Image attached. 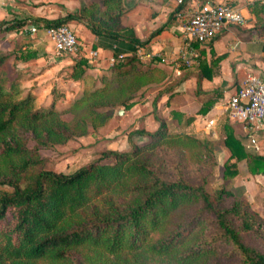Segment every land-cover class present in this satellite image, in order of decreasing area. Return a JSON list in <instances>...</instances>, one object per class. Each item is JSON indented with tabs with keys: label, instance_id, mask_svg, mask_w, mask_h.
<instances>
[{
	"label": "trees",
	"instance_id": "16d2710c",
	"mask_svg": "<svg viewBox=\"0 0 264 264\" xmlns=\"http://www.w3.org/2000/svg\"><path fill=\"white\" fill-rule=\"evenodd\" d=\"M246 7L256 36L264 37V1ZM122 13V0H91L55 19L0 18V32L28 23H82L96 37L92 48H108L116 56L100 86L72 104V111L83 112L73 125L51 105L34 108L32 95L15 98L18 84L8 81L2 66L10 57L35 59L36 52L0 49V264H71L79 251L78 264H135L134 258L147 257L171 264H212L221 257L233 258L234 264H264V251L244 239L264 234V218L248 202L224 187L208 192L204 182L189 181L178 170L169 178L152 168L151 155L159 149L197 160L211 151L207 139L169 132L162 119L153 132L135 130L149 141L133 144L129 152L110 149L70 173L43 169L40 149L84 134L88 116L93 126L95 118L104 122L116 107L130 108L146 85L164 78L161 69L141 68L135 53L162 28L141 41L121 27ZM86 62L79 57L70 78L81 79ZM222 141L228 149L224 177H233L242 159L252 174L264 176L263 155L247 152L227 128Z\"/></svg>",
	"mask_w": 264,
	"mask_h": 264
},
{
	"label": "crops",
	"instance_id": "0c3cea01",
	"mask_svg": "<svg viewBox=\"0 0 264 264\" xmlns=\"http://www.w3.org/2000/svg\"><path fill=\"white\" fill-rule=\"evenodd\" d=\"M21 5L28 7L29 0H20ZM33 3L58 5L57 15L43 14L39 17L53 19L64 15L65 11H78L91 0H32ZM212 3H232L237 5L244 16L242 24H228L212 39L198 43L195 47L197 57L190 65H185L179 58L182 46V27L195 9L191 0H122L123 13L120 18L122 28L130 29L136 38L146 40L150 34L162 28L145 47H138L136 56L140 67H155L165 72L161 81L151 82L136 97V102L128 109L115 110L119 122H125L130 130L153 132L162 119L168 131L185 133H203L206 129L221 137L222 152L228 155V149L222 139L225 128L240 140L247 152L264 156V121L256 128L245 130L242 125L229 118L225 104L229 96L240 86L248 72L256 73L264 80V37L256 36L253 30L252 15L247 4L259 0H209ZM58 3V4H57ZM67 3V4H66ZM17 4L11 0L2 8L0 0V18H24L32 15L30 10H13ZM26 5V6H25ZM67 5V6H66ZM29 8V7H28ZM76 32L84 50H96L97 57L106 56L108 73L111 66L109 58L112 51L108 48H92L96 37L82 23H68ZM141 93V92H140ZM210 107L201 113L203 107ZM192 119L187 121V117ZM206 122L210 124L207 128ZM204 123V124H202ZM256 140L258 149L249 147V137ZM146 135L134 133L132 143L145 141ZM129 141L126 140V143ZM125 143V144H126ZM130 143V142H129ZM128 143V144H129ZM128 146V145H127ZM233 160V159H231ZM245 163L250 183L255 192L250 195L251 205L264 214V176L252 174L248 170L246 159L237 162ZM234 176V177H235ZM233 177V178H234ZM259 202V203H258Z\"/></svg>",
	"mask_w": 264,
	"mask_h": 264
},
{
	"label": "rangeland",
	"instance_id": "374dc122",
	"mask_svg": "<svg viewBox=\"0 0 264 264\" xmlns=\"http://www.w3.org/2000/svg\"><path fill=\"white\" fill-rule=\"evenodd\" d=\"M10 1L2 0V8H5V4H8ZM15 1L17 4H14L15 8L13 10L20 11V8L23 11L30 10L33 14L29 16L36 17H39V15L43 16V14L57 15L61 9L60 6L63 5L62 3H57L58 5L50 7L48 3H33L32 0H29V3H26L28 8L21 5L20 0ZM23 17H26V15ZM17 48L33 50L36 52L37 57L27 62H21L10 57L3 64V72L8 81H16L20 89V93L15 98L19 99L28 94L32 95L34 108L51 105L60 113V119L74 125L75 120L82 117L83 112L80 110L81 108L75 111H72L70 108L74 101L80 98L84 92L100 86L101 78L107 68L106 56L87 58L82 78L74 80L70 78L73 64L80 56H84L88 52V50H84L83 46L79 55L69 53L58 54L51 40L41 30L31 34L21 33L19 29L0 32L1 50L11 51ZM117 108L120 107H116L112 116L102 123H99L100 119L98 117L95 118L93 121L95 125L93 126L90 125L91 117H86L85 119L89 125L86 126L84 134L74 135L63 143H56L52 147L40 149L39 154L43 158V169L70 173L110 149L129 152L132 150L133 144L142 145L147 143L149 141L148 137L143 142L132 143L131 137L134 135V130H130L131 128L125 122H119V118L115 114ZM205 132L206 135L203 133H187L200 139H207L211 144V151L204 153L200 160L190 157L188 153L183 155L179 150L164 148L156 150L151 155L150 164L152 168L169 178L173 177L176 170H178L189 181L196 183L204 182V186L208 192H213L221 187L230 189L236 196L248 202L264 218V214H261V211L253 207L249 201L250 195L255 192L256 188L250 183L251 177L248 176L245 163L239 165L241 170L239 175L235 176V174L234 178L224 177V162L227 155H224L221 151L223 148L221 146V137L218 134H212V131L207 129ZM126 140L130 143H126ZM33 144H35L34 141L30 140L28 142V146L30 147ZM244 239L248 244L264 251V234L254 235L249 233L244 235ZM81 259L82 254L79 251L74 254L71 264H78ZM131 259L133 260V258ZM134 259L135 264H171L168 261L152 257L141 260ZM235 262L233 258L221 257L213 260V263H211L234 264ZM38 264H47V262L43 260Z\"/></svg>",
	"mask_w": 264,
	"mask_h": 264
},
{
	"label": "built area",
	"instance_id": "2783aa9c",
	"mask_svg": "<svg viewBox=\"0 0 264 264\" xmlns=\"http://www.w3.org/2000/svg\"><path fill=\"white\" fill-rule=\"evenodd\" d=\"M182 0H178L181 2ZM195 4L194 11L182 27V46L179 49V58L185 65L193 63L197 52L193 43H202L212 39L228 24H242L244 16L241 9L232 3H212L201 0H191ZM264 1V0H259ZM41 30L53 43L58 54H78L82 50L77 34L68 24H60L50 27H38L28 23L19 28L24 34H31ZM97 56V51L90 49L83 57L90 59ZM82 57V56H80ZM116 56L111 55L110 64ZM118 54L117 58H121ZM225 110L229 118L239 122L247 130L256 128L264 121V80L256 73L248 72L240 86L229 96ZM208 128L210 124L206 122ZM249 147L254 151L258 149L253 136L249 137Z\"/></svg>",
	"mask_w": 264,
	"mask_h": 264
}]
</instances>
